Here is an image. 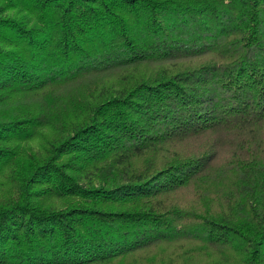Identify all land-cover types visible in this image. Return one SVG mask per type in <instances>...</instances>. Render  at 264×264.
<instances>
[{
	"label": "trees",
	"instance_id": "trees-1",
	"mask_svg": "<svg viewBox=\"0 0 264 264\" xmlns=\"http://www.w3.org/2000/svg\"><path fill=\"white\" fill-rule=\"evenodd\" d=\"M195 255L264 264V0H0V264Z\"/></svg>",
	"mask_w": 264,
	"mask_h": 264
},
{
	"label": "rangeland",
	"instance_id": "rangeland-1",
	"mask_svg": "<svg viewBox=\"0 0 264 264\" xmlns=\"http://www.w3.org/2000/svg\"><path fill=\"white\" fill-rule=\"evenodd\" d=\"M33 145H36L35 147H37L38 146V144H36V141L35 142H33L32 143ZM189 145V144H188ZM192 146V144H190L188 147H191ZM171 252V251H173V252H175V251H177V249L175 248V246L174 247H171V248H169V250H168V252ZM210 258V257H209ZM209 258L207 257V256H202V255H195V257L193 258V260H191L190 261V264H206L205 262H207V260H209ZM200 262H202V263H200ZM208 263V262H207Z\"/></svg>",
	"mask_w": 264,
	"mask_h": 264
}]
</instances>
